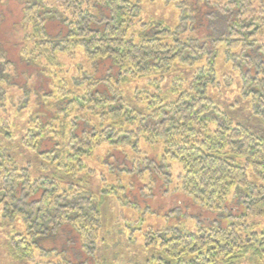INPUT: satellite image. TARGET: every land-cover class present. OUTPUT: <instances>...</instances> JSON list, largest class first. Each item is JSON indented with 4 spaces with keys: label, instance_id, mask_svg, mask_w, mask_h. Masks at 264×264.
I'll return each mask as SVG.
<instances>
[{
    "label": "trees",
    "instance_id": "trees-1",
    "mask_svg": "<svg viewBox=\"0 0 264 264\" xmlns=\"http://www.w3.org/2000/svg\"><path fill=\"white\" fill-rule=\"evenodd\" d=\"M54 3L70 16L67 32L47 38L40 5L28 2L25 20L32 27L35 56L28 53L25 62L41 60L46 64L41 71L48 74L46 68H55L59 55L74 57L79 51L91 71L83 69L81 77L71 78L73 89L64 83L55 103L49 93L40 94L36 115L35 109L26 120L10 119L3 86L24 85L26 91V82L15 83L19 74L9 72L16 66L0 47V218L24 228L6 236L10 259L20 264H103L96 257L102 208L117 189L104 176L98 193L91 190L95 171L85 159L105 144L123 154L127 148L139 154L140 138H145L160 144L162 156L142 158L123 169L138 187L133 197L143 194L136 182L150 189L144 184L147 177L155 182L154 193L163 194V186L173 179L172 161L181 168L175 190L192 202L217 210L233 201L239 206L236 212L231 208L235 213L243 207L245 216L262 221L259 232L251 229L257 224L247 222L194 232L157 230L144 237L146 249H155L149 264H264V138L234 123L209 96L221 85L222 66H230L238 80L229 74V85L251 96L264 120V43L259 40L264 0H175V27L156 22L138 32L133 29L142 0ZM177 66L192 70L187 85L179 74L169 90L140 91L145 97L137 94L136 106L124 99L120 86L128 79L150 82ZM49 107L59 114L54 117ZM17 153L35 157L23 161ZM248 170L263 184L251 181ZM119 190L125 195L126 188ZM233 195L240 196L242 206ZM73 231L77 249L73 244L60 249L43 245L57 242L62 234L70 240Z\"/></svg>",
    "mask_w": 264,
    "mask_h": 264
},
{
    "label": "rangeland",
    "instance_id": "rangeland-1",
    "mask_svg": "<svg viewBox=\"0 0 264 264\" xmlns=\"http://www.w3.org/2000/svg\"><path fill=\"white\" fill-rule=\"evenodd\" d=\"M28 2L37 6L40 5V14L45 17L47 38L50 40H55L67 32L68 20L70 19L69 14L57 6L54 0H0V47L7 54L8 59L16 66L9 72L13 77H17V74H19L20 78L15 83L18 85V83L26 82V91L21 88L24 85L16 89H11L6 85L3 86L8 90L7 109L10 119L21 117L26 120L27 114L32 115L36 109L37 97L40 94L47 95L49 93L51 100L55 103L59 97L60 88L63 87L64 83L68 84L70 89H73L70 79L81 77L83 69L88 70L87 72L91 71V64L83 60L79 51L74 57L59 55V64L56 63L55 68H46L49 71L48 74L41 71V68L44 69L42 65H46L41 60L37 59L35 63L28 64L25 62L24 57L29 60L28 53L32 54L34 51V40L29 37L32 27L30 29V25L25 20V7ZM142 2V14L133 30L138 32L142 25L150 26L156 22H163L169 27L177 25L179 13L177 8L173 6L175 0L169 2L167 0H142ZM90 11L94 10L90 9ZM259 40L264 43V35L260 36ZM32 56H35V53ZM228 67L222 66V71L218 74L221 85L211 90L209 96L234 123L243 124L264 138V120L253 106L252 97L242 95L241 89L239 90L233 84L229 85V74H232L237 80L238 77L236 72L230 66ZM191 72L192 70L190 69L177 66L162 76L151 78V83L148 82V79L143 78L128 79L126 83L120 86V89L125 95L124 99L131 105L136 106L135 97L138 98L137 94L140 93V98L145 97L140 91L152 92L158 91L160 88V91L164 92L170 88L174 80L177 81L181 74L184 83H187L191 79ZM225 74L227 78L223 80V75ZM73 83L74 88H79L77 83ZM186 83L185 85H187ZM43 89L46 91L42 92ZM83 91L81 90L80 93H83ZM36 94L38 95L36 96ZM168 98H172L170 93H168ZM41 100L39 99V102H42ZM14 104L16 106L15 109L13 107ZM22 108L23 111H20L17 116L16 111ZM50 110L54 117L59 114V112L53 111L52 108ZM37 111L39 110L36 109L35 115ZM94 125L97 126V123L94 122ZM138 147L140 149H138L139 154H135V152L127 148L124 152L125 155L123 152L116 151V147L105 144L96 148L92 155L85 159L88 167L95 171V176L90 184L91 190L98 193L105 183L104 176L109 180L108 185L117 189L112 198L104 201L102 208L103 229L101 230L100 241L96 246L97 261L103 262V264H149L155 249H146L144 237L157 230L177 229L179 231L194 232L211 225L226 227L233 223L238 226L245 222L249 225L262 222L261 220H252L245 216L243 207L239 208V211L235 213L239 206H234L233 201H230L228 206L217 210H207L203 206L192 202L191 197L175 190L178 185L177 178L181 173V168L178 163L172 161L169 165L172 167L173 179L168 185L163 186V194L154 193L155 185L152 184H155V182L153 180L150 181L147 177L144 184L149 186L150 189L134 179L137 185L141 184L143 194L133 197L136 195L135 190L138 187L136 185L132 186L134 181L130 180L129 176L124 175L123 169L129 166L130 163L135 164L136 161L142 158L155 157L159 159L162 156L160 144H150L145 138H140ZM17 155L23 161H25L24 158L35 157L33 154L24 155L23 157H21L20 153H17ZM116 161L120 164V167L115 164ZM114 173H118L119 176L117 178L112 177ZM248 175L251 181L263 184L249 170ZM134 187L135 189H133ZM120 188H126L125 195L119 190ZM233 198L242 206L240 196L233 195ZM258 224L251 227V229L259 232L261 225L259 226ZM18 230L24 232V228L21 225L15 227L12 223L9 226L0 218V264H20L10 259L7 255L6 247L8 235L15 234ZM244 234H246V231ZM68 236L72 238L68 240L67 236L62 234L57 242L46 240L43 245L48 248L59 247L60 249L66 247L67 244L68 248H72V244L75 245L74 243H77V234L73 231ZM76 247L77 244L73 246V249H77ZM51 259L55 260L56 257Z\"/></svg>",
    "mask_w": 264,
    "mask_h": 264
}]
</instances>
